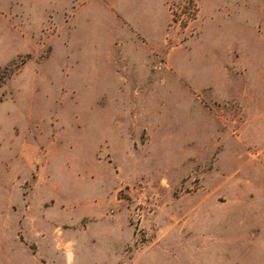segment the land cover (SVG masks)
Segmentation results:
<instances>
[{
  "label": "rangeland",
  "instance_id": "obj_1",
  "mask_svg": "<svg viewBox=\"0 0 264 264\" xmlns=\"http://www.w3.org/2000/svg\"><path fill=\"white\" fill-rule=\"evenodd\" d=\"M0 254L264 264V0H0Z\"/></svg>",
  "mask_w": 264,
  "mask_h": 264
},
{
  "label": "crops",
  "instance_id": "obj_2",
  "mask_svg": "<svg viewBox=\"0 0 264 264\" xmlns=\"http://www.w3.org/2000/svg\"><path fill=\"white\" fill-rule=\"evenodd\" d=\"M245 239H249L253 243L256 241V239L254 237H251L250 235L242 238V240H245ZM237 241H241V239L239 238ZM62 255H64V254H62ZM31 259H32V256H30L28 259H25L22 261H18V260L13 261L8 256L0 254V264H27V262H30Z\"/></svg>",
  "mask_w": 264,
  "mask_h": 264
}]
</instances>
